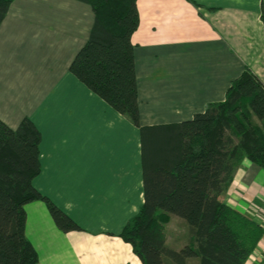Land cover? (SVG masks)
I'll return each mask as SVG.
<instances>
[{
  "label": "crops",
  "instance_id": "crops-1",
  "mask_svg": "<svg viewBox=\"0 0 264 264\" xmlns=\"http://www.w3.org/2000/svg\"><path fill=\"white\" fill-rule=\"evenodd\" d=\"M137 9L142 125L190 119L245 67L264 83V0H137ZM93 17L78 0H14L0 24V118L12 128L32 119L33 185L81 227L62 231L44 201L27 202L35 264H142L119 236L144 202L139 129L69 71ZM220 199L264 228V168L244 158ZM263 260L264 235L244 264Z\"/></svg>",
  "mask_w": 264,
  "mask_h": 264
},
{
  "label": "trees",
  "instance_id": "trees-1",
  "mask_svg": "<svg viewBox=\"0 0 264 264\" xmlns=\"http://www.w3.org/2000/svg\"><path fill=\"white\" fill-rule=\"evenodd\" d=\"M14 0H0V24ZM93 23L69 71L139 129L144 202L119 234L142 264H244L264 228L220 199L241 161L264 168V83L249 68L234 78L221 101L175 123H140L132 34L137 0H78ZM41 133L25 116L12 128L0 118V264H35L25 234V204L45 202L62 231L81 227L33 179L41 170ZM170 215L188 227L187 243L166 244ZM163 217V218H162Z\"/></svg>",
  "mask_w": 264,
  "mask_h": 264
},
{
  "label": "rangeland",
  "instance_id": "rangeland-1",
  "mask_svg": "<svg viewBox=\"0 0 264 264\" xmlns=\"http://www.w3.org/2000/svg\"><path fill=\"white\" fill-rule=\"evenodd\" d=\"M14 8L15 7H12V9ZM23 107L25 109L32 110L33 101L29 102L28 104H25V102L23 101ZM133 216H131L129 219H131ZM164 232L166 234L167 246L172 247L176 250L180 249L188 241L189 232H188L187 224L182 218H180L177 215L169 216V219L164 224Z\"/></svg>",
  "mask_w": 264,
  "mask_h": 264
},
{
  "label": "built area",
  "instance_id": "built-area-1",
  "mask_svg": "<svg viewBox=\"0 0 264 264\" xmlns=\"http://www.w3.org/2000/svg\"><path fill=\"white\" fill-rule=\"evenodd\" d=\"M262 264H264V260H263Z\"/></svg>",
  "mask_w": 264,
  "mask_h": 264
}]
</instances>
